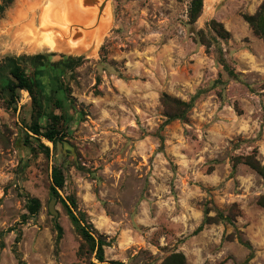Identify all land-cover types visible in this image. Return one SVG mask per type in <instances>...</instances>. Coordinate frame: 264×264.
I'll use <instances>...</instances> for the list:
<instances>
[{
    "label": "rangeland",
    "instance_id": "1",
    "mask_svg": "<svg viewBox=\"0 0 264 264\" xmlns=\"http://www.w3.org/2000/svg\"><path fill=\"white\" fill-rule=\"evenodd\" d=\"M191 1L0 0V264H98L68 210L106 244V262L264 264V178L238 161L264 166V43L243 18L264 0H203L194 23ZM78 6L88 16L74 19ZM48 12L69 36L34 49V29L62 33ZM46 54L37 76L32 58ZM16 66L43 131L57 118L56 146L31 131L30 94L11 98ZM164 95L194 100L186 120L167 121Z\"/></svg>",
    "mask_w": 264,
    "mask_h": 264
},
{
    "label": "trees",
    "instance_id": "2",
    "mask_svg": "<svg viewBox=\"0 0 264 264\" xmlns=\"http://www.w3.org/2000/svg\"><path fill=\"white\" fill-rule=\"evenodd\" d=\"M203 8V0H192L190 3V7L188 10V18L189 20L194 23L197 21V19L200 17V14L202 12ZM244 20L249 24V26L252 28L254 34L259 37L263 43H264V1L262 5L260 6L259 10L254 15H244ZM213 30L217 31L219 34L220 31L224 32V28L222 24L217 23L216 21H213ZM51 54L46 55H37L32 58L34 61V64L39 63L36 70V75L41 76L42 75V68L44 66V63L46 61H49V57ZM80 60H70V63L66 62H60L62 66L71 68L73 67V64ZM58 65V64H57ZM11 75L14 79L12 84L9 86V90L11 93V98L13 100L16 99L17 90H25L30 94V97L32 99L33 104V124L31 126V131L34 133V135L42 137L43 139L47 140L48 142L52 143L54 146H56L57 142L61 140L63 134L61 130L59 129V123L57 122V118L53 119V123L49 126V128L45 131H43V128L38 123L39 119L42 117V110L37 98V93L34 90V85L31 82V79H29L24 70L20 66H16L11 70ZM194 100L190 101L189 103L183 102L181 100H178L176 98H172L168 95L163 96V105L166 108V116L167 121H175V120H186L188 117V113L193 108ZM46 150L47 155L49 156V148L43 146ZM244 162L241 160H238L239 163H244L245 165L249 166L252 170L257 172L261 177L264 178V166L257 161L256 157L254 156H247L244 159ZM65 186V177L64 173L59 168H54L52 172V186H51V193L55 197H60L58 192L59 190H62ZM258 204L264 208V197L260 198L258 201ZM41 210V202L37 198H30L28 199L27 204V211L29 216H35L37 215ZM71 221L73 224L77 227L78 232L83 237L84 241L87 244H90V258L92 256L95 257V259L98 261V264H122L119 262H106L105 261V254H104V247L106 244H104L101 240H95V238L92 236L88 228L81 224V220L74 215V213L71 210H68ZM56 230L58 233V237L61 238L63 235V229L59 224H56ZM201 227L197 231H201ZM18 239V238H17ZM22 264V262H21ZM90 264H95L93 262H90ZM160 264H187L186 258L182 253H173L166 257Z\"/></svg>",
    "mask_w": 264,
    "mask_h": 264
},
{
    "label": "bare ground",
    "instance_id": "3",
    "mask_svg": "<svg viewBox=\"0 0 264 264\" xmlns=\"http://www.w3.org/2000/svg\"><path fill=\"white\" fill-rule=\"evenodd\" d=\"M57 1V0H56ZM79 2V1H78ZM72 8V7H71ZM81 8V7H80ZM80 8H79V6L77 7V8H74L73 9V18L74 19H76L77 20V16L78 15H80V17H82V13H85L87 16H88V14H89V11L88 10H80ZM72 11V10H71ZM86 11V12H85ZM80 13V14H79ZM49 14V12L46 14V15H48ZM45 15V16H46ZM84 17V16H83ZM49 18V15L47 16V18L45 19V22L47 23H50L51 24V26H54V27H56L57 28V24H58V27L60 28V30H61V35H58V33H57V35L55 34V35H49L48 34V36H45V37H41L40 36V32L38 31V29H34V31H32V33H29L30 34V37H26L24 34H20V37H22V36H25L26 38L25 39H27V41H28V43H30V46H32L34 49H38V48H45V49H48L49 51H54V50H57V49H61V48H63L61 45H60V43L57 41V39L59 38V39H62V40H64V38L66 39L68 36H69V34H68V32H69V27H70V25H71V23H66V22H68V21H58L59 23H57L56 25H55V23L53 22V21H51V20H49L48 19ZM81 19V18H80ZM86 20V19H85ZM54 24V25H53ZM45 25V24H44ZM50 26V25H49ZM31 27V26H30ZM48 27V26H47ZM44 28V27H43ZM42 28V29H43ZM49 29V28H48ZM47 30V29H46ZM26 31V30H25ZM53 31V30H52ZM31 32V31H30ZM52 33V32H51ZM44 34V33H43ZM24 40V39H23ZM26 41V40H25ZM61 42V41H60ZM21 45V44H20ZM78 45V44H77ZM77 45H76V43H71V45H69V47H72V49L73 50H75L76 49V47H77ZM29 47V46H28Z\"/></svg>",
    "mask_w": 264,
    "mask_h": 264
},
{
    "label": "water",
    "instance_id": "4",
    "mask_svg": "<svg viewBox=\"0 0 264 264\" xmlns=\"http://www.w3.org/2000/svg\"><path fill=\"white\" fill-rule=\"evenodd\" d=\"M54 204H55V201L51 202L49 210L51 214H53L55 217H58L59 213L54 209Z\"/></svg>",
    "mask_w": 264,
    "mask_h": 264
}]
</instances>
